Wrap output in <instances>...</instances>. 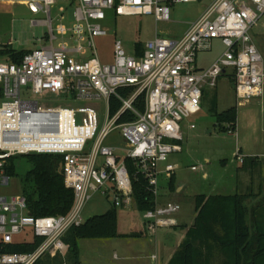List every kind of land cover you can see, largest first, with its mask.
I'll return each instance as SVG.
<instances>
[{
    "label": "built area",
    "instance_id": "obj_1",
    "mask_svg": "<svg viewBox=\"0 0 264 264\" xmlns=\"http://www.w3.org/2000/svg\"><path fill=\"white\" fill-rule=\"evenodd\" d=\"M59 1L64 5L55 25L52 8ZM189 1H27L33 14H45L31 22L49 28L51 43L27 52L18 63L0 61V185L10 184L11 176L5 171L10 156L60 154L64 181L74 199L65 214L34 216L21 193H0V264H35L44 255L63 252L64 236L85 222V207L95 194L112 198V206L118 208L132 206L128 161L155 196L154 208L142 213L151 234L178 224L181 204L160 203L159 176L176 171L178 165L169 163V156L182 151L181 122L200 112L205 86H217L231 69L237 101L263 95L264 59L253 30L264 17V0H212L181 37L157 34L135 45L133 55L115 38L110 63L100 59L96 37L109 35L113 22L123 15H151L156 21L170 22L172 7ZM71 7L73 21L68 25L62 21ZM58 35L62 41L55 45ZM215 40L225 50L208 67L199 68L198 54L211 50ZM48 95L83 104L65 106L37 98ZM112 96L121 102L116 114L110 113ZM140 96L144 97L142 108L136 104ZM97 100H104L105 111L92 104ZM125 112L132 119L119 123ZM113 130H119L122 147L107 144ZM236 157L243 163V155ZM161 162L166 163L163 170ZM35 239L42 241L33 251L11 250L12 245Z\"/></svg>",
    "mask_w": 264,
    "mask_h": 264
},
{
    "label": "rangeland",
    "instance_id": "obj_2",
    "mask_svg": "<svg viewBox=\"0 0 264 264\" xmlns=\"http://www.w3.org/2000/svg\"><path fill=\"white\" fill-rule=\"evenodd\" d=\"M204 1L208 2L209 0ZM63 5L64 2L59 1L52 8L55 25L59 23L56 19L60 14L59 8ZM202 7L201 1L177 3L172 7L171 22L156 21L153 16L145 15L117 17L116 22H113L114 30L109 35L96 37V47L100 59L104 63L113 61L115 38L123 42L127 54L133 55L136 42L152 39L156 31L167 38L177 36L179 31L185 29L187 25L185 22L194 19ZM73 11L74 7L68 9L65 13L66 20L62 21L63 23L70 25L73 21ZM43 18H45V14H33L19 0H13L12 3L8 0H0V49L5 46L18 48L20 42L27 48L41 46L45 42V36L49 33V28L45 25L32 24L31 21L32 19ZM262 22H264V17L258 25L260 26ZM261 32L258 34H261ZM61 39V36L58 35L55 45ZM260 39L261 37L256 35L254 38L255 43H258ZM224 50L225 47L222 43L215 40L211 50L202 51L198 54L197 65L199 68L208 67ZM262 54L264 56V52ZM7 58V55L0 54V61ZM231 72L232 70L229 69V73L221 76L217 86H205L202 109L181 122L183 140L180 143L182 151L173 152L169 156V163L178 165L176 171L170 174L164 172L159 176L160 194L164 195L165 198L178 201L181 204L180 212L186 215H190L194 211L195 197L199 194L229 192L232 190L233 185L236 186L239 183L243 185L244 181L250 179L249 176L253 179V190L255 192H257L261 183L264 184V93L262 96L254 97L249 102L240 105L239 101L236 100L234 82L229 76ZM37 98L43 102L65 106L83 104L81 101L65 100L64 97L55 98L54 95H48L46 98L38 96ZM103 102L104 100H97L92 104H95L98 110L103 112V110L105 111ZM216 104L219 111L237 105V129L234 132L221 131L215 126L213 110ZM118 131L113 130L110 133L106 140L107 144L117 143L114 146L121 147L124 145ZM240 150L244 154L257 156L261 163L253 170L244 169L242 163L236 157L238 153L240 156L243 155L239 152ZM165 165L164 162L159 163V169L163 170ZM194 165L197 166L196 170L192 169ZM30 168L31 164L25 157H22L18 174L11 176L9 185H0V193L4 195L20 194L22 189L21 179ZM172 176L175 179V184L173 190H170L169 180ZM181 187L180 195L175 194L178 188ZM241 187L240 192H246ZM111 200L112 198L108 199L99 193L93 195L85 207L84 220L106 212L112 206ZM118 210V230L120 232L128 233L145 230L142 212L133 210L131 206L130 208L128 206L119 207ZM164 229L160 228L157 231L158 234H161ZM140 238L80 239L79 247L83 263L130 264L135 261L132 255L138 252L146 253L154 241L149 243L148 239H154L155 237L150 235L148 238L144 237L141 240ZM68 250L69 245L66 243L64 251L55 255L65 257Z\"/></svg>",
    "mask_w": 264,
    "mask_h": 264
},
{
    "label": "trees",
    "instance_id": "obj_3",
    "mask_svg": "<svg viewBox=\"0 0 264 264\" xmlns=\"http://www.w3.org/2000/svg\"><path fill=\"white\" fill-rule=\"evenodd\" d=\"M28 50H17L5 46L1 55H7L11 62H20ZM233 80V79H232ZM124 92V91H122ZM0 96L2 90L0 88ZM205 90L203 93V99ZM137 106L142 108L144 97L140 96ZM121 102L114 96L110 99V113L116 114ZM237 105L224 111L214 107L215 126L221 131H235L237 127ZM132 119L125 112L119 123ZM180 143V142H179ZM25 157L31 168L22 177L21 194L27 200V210L34 216H51L67 213L73 204L74 193L64 181L62 170L63 156L50 153H29L10 156L5 171L10 176L18 174L20 159ZM261 161L258 157H244L242 167L253 170ZM132 175L136 210L144 213L155 206V196L148 187L147 180L135 166L128 161ZM175 179L169 181L173 190ZM251 197L254 201L251 202ZM118 207L112 206L106 212L94 215L79 226L72 227L64 236L69 245L68 253L45 255L35 264H81L80 239L128 237L118 230ZM133 235V234H132ZM41 239L32 243L12 245L11 250L19 252L33 251ZM168 264H264V184L259 192L233 194H199L195 197V217L184 240Z\"/></svg>",
    "mask_w": 264,
    "mask_h": 264
},
{
    "label": "crops",
    "instance_id": "obj_4",
    "mask_svg": "<svg viewBox=\"0 0 264 264\" xmlns=\"http://www.w3.org/2000/svg\"><path fill=\"white\" fill-rule=\"evenodd\" d=\"M27 1L28 0H19V2L21 4H24L26 6H27ZM191 1H201L202 5H203L202 9L200 10L199 14L194 19H191V20H188L187 22H185L187 25H186V27H185V29L183 31H179L177 36L171 37V38H179V37H181L186 32L188 26L192 22L197 20L200 17V15L204 12V10L212 2V0H209L208 2H205L204 0H191ZM191 1H189V2H191ZM8 2L12 3L13 0H8ZM186 3H188V2H186ZM147 16H151V15H147ZM171 21H172V19H171ZM259 32H261V34H258ZM157 34L161 35L160 32L156 31L155 35H157ZM256 35H259L261 37L260 41L258 43L256 42L257 43L256 45H257L258 49L260 50V52L262 54V52H264V22H262V24L260 26L258 25L255 28L254 34H253V38H255ZM61 41H62V39H61ZM255 41H256V39H255ZM144 42L145 41H143V42L139 41V43L136 42L135 45L139 46V45L143 44ZM21 43L22 42H20L18 48H16V47H13V48H15L17 50H22V49L28 50V52L33 50V49H35V48H27L26 46H24ZM50 43H51V40H50V35L48 33L45 36V42L41 46H46V45H49ZM41 46H39V47H41ZM262 56H263V54H262ZM263 59H264V56H263ZM5 60H8V58L5 59ZM236 100H237V97H236ZM239 104L241 105L243 103L239 102ZM237 109H238V107H237ZM236 129H237V127H236ZM239 152L243 153L242 150H240ZM243 156L244 157H251V156L255 157V155L246 154V153L245 154L243 153ZM161 174H163V173H161ZM249 178L250 179H247V181L243 182V185H241L240 183L238 185H236V186L233 185L232 186V190H230L229 192L213 193V194H233V193H236V192L237 193H243V194L245 193L246 194V193H251L252 191L254 193H258L259 192V188H258L257 192H255L253 190V186H254L253 179L250 176H249ZM240 187H241L242 190H244L246 192H240V190H239ZM180 190H182V187L178 188L177 193H175V194L180 195V193H179ZM254 199H255L254 197H251V202L254 201ZM159 201H160V203H165L167 201H171V198H165L164 195L160 194ZM173 201H175V200H173ZM127 206L128 205H126L125 207H127ZM128 207L130 208V206H128ZM131 208H133V210H136V206L134 204H132ZM194 217H195V209H194V211L192 213H190V215L183 214L182 212L178 213L177 214L178 224L176 226H173V227L165 228L164 231L161 234H158V232H157L155 235H152L151 231L147 228L146 225H145V230H143V231H132V232H128V233H122V232L119 231L120 234H128V235H130V236L126 237V238H131V237L132 238H134V237L140 238L141 236H142L141 238H144V237L148 238L150 235H151V237H155L154 239H152V238L148 239L149 243L151 241H153V240L154 241H153V245H150V249L146 253L142 254V252H140V253L138 252V253H134V255H132L133 256V260H135V261L131 262L130 264H168V262L170 261V259L173 256V254L176 252V250L178 249L179 245L184 240L189 227L193 224ZM120 237H124V236H120ZM141 238H140V240H141ZM81 264H84L83 260H82V255H81Z\"/></svg>",
    "mask_w": 264,
    "mask_h": 264
},
{
    "label": "water",
    "instance_id": "obj_5",
    "mask_svg": "<svg viewBox=\"0 0 264 264\" xmlns=\"http://www.w3.org/2000/svg\"><path fill=\"white\" fill-rule=\"evenodd\" d=\"M133 201H134V205L136 206V203H135V200L133 199Z\"/></svg>",
    "mask_w": 264,
    "mask_h": 264
}]
</instances>
